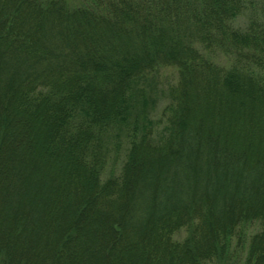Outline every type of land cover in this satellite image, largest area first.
<instances>
[{"label": "trees", "instance_id": "trees-1", "mask_svg": "<svg viewBox=\"0 0 264 264\" xmlns=\"http://www.w3.org/2000/svg\"><path fill=\"white\" fill-rule=\"evenodd\" d=\"M252 221L236 264H264V0H0V264L228 263Z\"/></svg>", "mask_w": 264, "mask_h": 264}, {"label": "rangeland", "instance_id": "rangeland-1", "mask_svg": "<svg viewBox=\"0 0 264 264\" xmlns=\"http://www.w3.org/2000/svg\"><path fill=\"white\" fill-rule=\"evenodd\" d=\"M73 1V0H72ZM178 77V71L175 66H165L162 67L157 72L153 73V76L147 81L146 86V96L148 98V106L151 109L150 116L152 119L157 120V128H156V135L159 136V133L162 131V127L164 126L163 123L160 122V114L164 107V105L168 101V89L171 85L175 84ZM123 153L122 151H119ZM118 164V163H117ZM116 164V165H117ZM112 163H110L107 167V170L109 169V166H111ZM259 229V223L257 221H252L244 228L243 235V243L240 248L236 249V256L231 257L228 260V263L225 262H214L210 264H236L237 259L239 257H242L245 255V252L248 247V236ZM182 234L178 235L179 237ZM177 237V235H175ZM243 237V236H242ZM241 242V241H240ZM229 256L230 253H229ZM228 256V257H229ZM234 261V262H233ZM233 262V263H232Z\"/></svg>", "mask_w": 264, "mask_h": 264}]
</instances>
